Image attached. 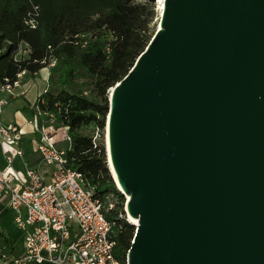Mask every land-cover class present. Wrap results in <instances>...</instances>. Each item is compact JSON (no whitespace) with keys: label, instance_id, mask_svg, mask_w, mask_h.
Here are the masks:
<instances>
[{"label":"water","instance_id":"obj_1","mask_svg":"<svg viewBox=\"0 0 264 264\" xmlns=\"http://www.w3.org/2000/svg\"><path fill=\"white\" fill-rule=\"evenodd\" d=\"M107 100L127 264H264V0H162Z\"/></svg>","mask_w":264,"mask_h":264},{"label":"trees","instance_id":"obj_2","mask_svg":"<svg viewBox=\"0 0 264 264\" xmlns=\"http://www.w3.org/2000/svg\"><path fill=\"white\" fill-rule=\"evenodd\" d=\"M37 7L35 28L25 25ZM153 2L136 0H0V84L16 74L28 76L56 60L49 68L47 90L39 107L53 114L55 123L68 126L71 147L67 166L78 171L101 198L113 192L121 210L123 196L116 190L106 164L104 146L108 90L130 69L152 36ZM27 58L15 60L19 44ZM99 130L96 147L92 138ZM134 233L125 221H115L114 256L122 263ZM7 254L12 242L0 230Z\"/></svg>","mask_w":264,"mask_h":264},{"label":"built area","instance_id":"obj_3","mask_svg":"<svg viewBox=\"0 0 264 264\" xmlns=\"http://www.w3.org/2000/svg\"><path fill=\"white\" fill-rule=\"evenodd\" d=\"M37 7L28 13L25 25L35 28ZM29 49L20 43L15 60L27 58ZM51 58L47 68L54 66ZM32 75H36V72ZM28 76L22 70L15 80L0 84V114L7 99L4 92L13 95L12 90L20 86ZM47 85L38 94L34 104V119L31 127L35 151L41 161L53 166L48 180L36 169L23 162L22 168L14 167V160L22 158L20 142L24 133L18 124H3L0 121V146L5 165L0 169V204L14 213V223L23 239V252L9 256L0 249V260L8 264H127L114 256L115 240L113 226L115 221L130 224L125 210L126 197L123 196L121 210L110 219V212L117 208L113 192L101 198L95 196L92 186L82 175L67 166V153L71 147L68 126L57 125L54 116L39 107L40 98ZM37 120V121H36ZM105 134V131H104ZM99 130L92 138L96 147Z\"/></svg>","mask_w":264,"mask_h":264},{"label":"crops","instance_id":"obj_4","mask_svg":"<svg viewBox=\"0 0 264 264\" xmlns=\"http://www.w3.org/2000/svg\"><path fill=\"white\" fill-rule=\"evenodd\" d=\"M48 74L49 68L43 67L37 71L36 75L22 80L20 86L12 90L13 95L4 92L2 96L7 99V102L3 106L0 114V121L3 124H18L24 133L20 142L23 155L22 158H16L14 160V167L22 168L23 162H25L26 165L39 171L45 180H48L50 177L53 166L43 163L40 154L35 151L31 127L28 124H32V120L34 119L33 104L38 94L47 85ZM4 165L5 161L0 146V169ZM0 230L5 233V236L11 240L13 245L14 254L8 255L16 256L21 254L23 252L21 233L14 223V213L5 207L4 204H0ZM2 248L3 244L0 239V249ZM0 264L8 263L0 260ZM41 264L48 263L43 262Z\"/></svg>","mask_w":264,"mask_h":264},{"label":"rangeland","instance_id":"obj_5","mask_svg":"<svg viewBox=\"0 0 264 264\" xmlns=\"http://www.w3.org/2000/svg\"><path fill=\"white\" fill-rule=\"evenodd\" d=\"M138 2H146L147 0H136ZM156 1L157 0H152L154 6H153V19H152V22L150 23L149 25V30L150 32H154L156 26H157V20H158V17H159V13H158V10L156 9Z\"/></svg>","mask_w":264,"mask_h":264},{"label":"bare ground","instance_id":"obj_6","mask_svg":"<svg viewBox=\"0 0 264 264\" xmlns=\"http://www.w3.org/2000/svg\"><path fill=\"white\" fill-rule=\"evenodd\" d=\"M155 4H156V9L158 10V13H160V12H161V9H162V0H157ZM108 166H109V170H110V175H111V177L114 179L116 186L121 190V188H120V186L118 185V183H117V181H116V178H115V176H114V174H113V172H112L111 166L109 165V161H108ZM127 198H128V197H127ZM130 221H131L133 224H136V223H137V219H133V218H131V217H130Z\"/></svg>","mask_w":264,"mask_h":264}]
</instances>
